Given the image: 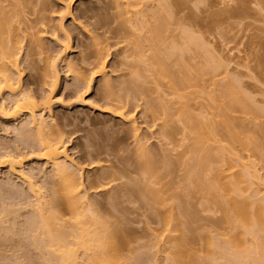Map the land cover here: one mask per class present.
I'll list each match as a JSON object with an SVG mask.
<instances>
[{
	"label": "bare ground",
	"instance_id": "bare-ground-1",
	"mask_svg": "<svg viewBox=\"0 0 264 264\" xmlns=\"http://www.w3.org/2000/svg\"><path fill=\"white\" fill-rule=\"evenodd\" d=\"M64 1L66 11L71 13L70 9L76 0ZM151 1L112 0L116 8L118 25L111 28V33L113 37L119 36L120 38L121 35V39L118 38L120 42L128 43L124 49V53H127L124 54V58L130 62L129 81L136 84L135 87L131 82V88L135 87L133 94L121 99L117 93L114 94L115 88L112 84L114 82H111L106 72V56L102 46L94 37V49L91 53L82 56L80 63L69 60L71 37L63 25L65 17L63 14L60 16V31L64 36L62 48L55 55H46L43 58L42 54L45 50L40 34L44 30L48 31V17L45 10L48 9L49 1L37 0L35 5L38 6V15L34 19H29L24 6H28L31 1L11 0L6 3L7 0H0V94L8 93L7 98L2 96L0 113L4 118L21 122L22 128L21 130L15 129L17 131L15 134L20 136L23 134V139L17 135L20 141L23 140V147L17 146L15 150L0 151V166L9 167V173L16 174L27 185L29 200L22 204L29 206L28 208L31 207L32 210L30 211L32 220L29 221L32 226L28 223V227H32H30L32 233L30 234L29 231L28 237L33 239L34 247L36 246V249L43 253V258H41L46 264H135L132 257L141 259L143 254H137L135 251L142 252L144 247L142 250H136L134 245L135 251L132 247L130 249L132 242L124 230V225L128 222L125 213L121 211L122 213L118 216L112 213L108 217L104 212L102 215V210H98L99 200L93 199L89 191L93 188L97 189L96 193L100 191L111 193L114 188L113 182L119 175L117 174L118 169H106L108 171H105L106 166L98 161L95 166L97 169H102L103 173L96 174L93 180L87 178L86 185L87 179H85L83 167L69 155L65 140L54 137V134L56 136L58 132L55 130L56 133H53L51 130L52 127L57 129L58 126L52 114V92L58 83V68L61 62L67 68V72L73 73L76 90L81 100H84L82 96L90 89L92 81L102 75L103 90L108 102L103 106V110L130 124L135 144L134 155L137 166L135 170L138 174L140 173V178L128 179L132 180L135 185L131 187V183L129 186L125 183L126 189L118 191L120 193L117 192L115 195H112L114 194L112 192L107 198L109 201L114 198L116 200L120 195L126 196V199L121 201L122 203L126 200L128 202L135 200L150 211V215L160 226L159 230H155L158 231L157 233L154 231L155 244H152L156 246L157 253L163 249L170 264H264V175L259 172L260 167L258 166L259 160L264 161V145L254 134L245 131L236 116V112L239 111L245 114L255 109V111L260 109L262 114L264 111L262 112L260 107L257 109L256 103L253 102L257 106L252 105V97L248 99V93L247 96L244 95V88L237 87L239 84L236 86V83L231 87L228 83L223 84L221 91L210 89L205 92L204 75H214L217 68L223 65L220 58L218 61L215 55L216 66L205 65L198 68L183 59V53H181L183 50L180 51L179 47L177 49L168 46L165 53L157 50L155 46L163 38L158 29H153L150 43L147 41L152 51L145 54L143 50L145 45L140 42V37L136 38L135 33L126 29L124 25L132 22L133 26L141 31L147 25V10L144 9V5ZM60 2L63 1L60 0ZM153 6L152 11L158 13V9L154 11L155 6ZM148 8L151 9V7ZM25 38H27L26 56L31 61L30 65L36 68L39 60L44 61L42 67H37V71H40L50 88L48 93L42 94L39 98L22 83L23 71L19 60ZM189 39H191L190 35ZM198 39L192 38L193 41H190L194 42V45L196 43L198 47L201 46L200 48L206 46L208 49L202 48V50H207V52L211 50L207 47L205 40ZM165 55L169 57L176 55V70H173L170 63L166 61ZM35 56L38 57L35 58ZM139 77L142 83L138 80ZM163 79L168 80L169 87L176 95L175 102L167 99L165 94L159 93ZM150 80L156 81L153 86L149 85V88L147 83ZM143 82L150 94L152 91L157 95L151 96L147 89L144 90ZM128 93H131L130 90ZM201 93H205L208 111L207 113L205 111L194 113L189 100L193 94L197 97ZM140 95L146 98V104H144L147 109L145 110L152 116L154 124L161 126L162 134L172 139L175 131L181 133L182 138L178 146L184 145L185 149L181 153L179 151L176 157L165 152L157 160L152 153L154 151H151L148 139L142 133V127L138 125L125 104L129 96L136 99ZM47 114L50 115V119L46 116ZM262 126L263 124L260 125L261 128ZM174 139L176 140L173 137L172 143ZM172 147L176 149L175 144ZM172 149H166V151ZM243 151H247V154L244 155ZM26 156L43 159L51 164V172L46 173L49 179V189L45 187L46 185L38 184L34 175L25 170L24 157ZM177 172L182 173L178 176H181V183L184 181L183 186L177 181L175 184L173 178L177 177L175 176ZM97 182H100L99 185ZM195 192L203 194V199L207 203L204 209L207 212H211L212 215L219 213L217 218L209 216V218L212 217L211 227L207 226L202 230L198 228L199 231L195 224L196 222L198 224L197 220L200 215L198 214L197 218L195 212H189L190 209L186 211L184 208V205L192 207L191 198L181 199L183 193L185 196H190ZM112 207L116 208V206ZM6 209L8 208H3V210ZM7 211L9 210L4 212ZM12 224L15 225V223ZM6 228L10 229V227ZM30 228L26 229L27 232ZM204 229H207L206 236L202 235L205 238L200 235L202 234L200 231ZM196 231L203 238L200 237V241L205 239V250H200L204 252L203 254L193 246L195 240L193 242L192 239ZM10 232L11 229L8 234ZM143 245H140V248ZM130 250L137 255H132ZM144 250L143 252L147 251L145 252L147 255L151 251ZM145 253L143 256L146 257ZM152 257L153 260L146 258L148 260L146 261L143 258V261L147 264H158V260ZM137 261L140 262V260Z\"/></svg>",
	"mask_w": 264,
	"mask_h": 264
},
{
	"label": "rangeland",
	"instance_id": "rangeland-1",
	"mask_svg": "<svg viewBox=\"0 0 264 264\" xmlns=\"http://www.w3.org/2000/svg\"><path fill=\"white\" fill-rule=\"evenodd\" d=\"M9 1L11 0H7L6 3H9ZM26 1H31L29 4L26 3L28 6H24L26 16L29 19H34L38 15V6L35 5L37 0ZM48 1V9L45 10L48 17V31L44 30V32L40 34L42 36V42L44 43L45 50L42 57L44 58L46 55H55L56 52L62 48L64 36L60 31V16L65 14L63 25L71 37V49L68 53V59L74 63H80L81 57L91 53L94 49V37L95 40L99 42V45L102 46L103 53L106 56V72L108 73V77L111 82L113 81L115 83H112L115 88L114 94L116 95L117 93L121 99L127 95H132L136 84L131 81L133 86H135L134 88H131L132 83L129 81L131 76L129 75L130 73H128L130 71V62H127L128 59L126 60L124 58L127 54L124 53V49L128 46V43L120 42L119 39H121V35L120 38L119 36L113 37V34L111 33V28L118 25L116 20V8L115 5H113L112 0H76L70 9L71 13L66 11L64 0H62L63 2H60V0ZM261 2L262 0H152L148 4L144 5V9L147 10V25L141 31L135 28L132 22H127L124 27L135 33L136 38H138V36L140 37V42L145 45L143 49L145 54H149L150 50L152 51V49L148 46V42L151 39L150 37L153 29H158L159 32L162 33L163 38L157 42V46H155L157 50H162L165 53L168 46H173L177 49L179 47L180 51L183 50L181 52L183 53V59L198 68L205 65L208 67L210 65L216 66L215 63L217 64V61L215 56L217 57V60L220 58L223 65H220L221 67H218L219 69L217 68L215 74L204 75L205 92L210 89L221 91L220 89H223L222 85H226L227 83L230 87L235 83L236 86L239 84L237 87L240 86V88H244L243 94L246 95L248 93V99H251L252 97V105L256 103L258 106L256 104L254 105L257 106V109L260 107L263 112L264 2H262L263 4ZM156 4L162 9L160 8V10L159 6ZM153 5L155 6L153 10L156 11L158 9V13L152 11ZM145 6L151 7V9L148 8V10ZM159 13L162 14V16ZM156 14L159 15L157 16ZM158 17L160 19H158ZM187 34L191 36V39L199 38L198 40H205V43L208 44L205 45L211 49L209 50L211 52H207L208 49L206 46L205 48L207 50L205 51L202 50L204 47L200 48L201 46L198 47L196 43L195 45L193 44L194 42L191 43L193 40L189 39V35ZM202 41L199 42L202 44ZM23 45L24 48L19 60L20 68L23 71L22 83L24 86L26 85L28 87L29 91L34 93L37 98H39L42 94L48 93L50 88L47 81H45L40 74V71H37V67H42L44 61L39 60L36 68H33L30 65L31 61L26 56L27 38L24 39ZM37 57L38 56H35V58ZM165 58L172 66V69L176 70V55L170 57L165 55ZM58 70V83L55 90L52 92V114L58 123L57 129L56 127H52L51 129L53 133H56V131L58 132L56 136L54 134V137L65 140L67 152L78 163V165L83 167L85 179H92L97 176L96 174H99V172L103 173L102 169H97L95 166L98 161L102 162V164L107 167H105V171H108L106 169H118L117 174L120 176L118 175L119 177L117 176L116 180H114V188L111 190V193L110 191L108 194L106 191L96 193L97 189L93 188L89 191L93 195V199L99 200L98 210H102V215H104V212L108 215V217H110V214L112 213L117 216L122 213L121 211L125 213L127 218L126 221L128 222H126V226L124 225V230H126L125 232L129 236H127L128 239H131L130 241L133 243L130 244V249H132L135 245L134 248H136V250H142L143 247V250L149 249L148 252L151 250L147 255L145 253L147 251L144 250L145 252H143L142 250V252H139L135 251L133 248L137 254H146V257L142 254L141 259H135L134 256H131L133 262L136 264L139 262L137 260H140V264H142V262L147 264L143 261V258L145 257L144 259L149 258L150 260H153L151 259L153 256L152 258L158 260V264H170L165 257L166 253L164 250L161 249L163 253L161 251H159L160 253H157L156 246L152 245L155 244L154 231L157 229L159 230L160 226H158L159 224L156 222V219L150 215V211L135 200V202H128L126 200L122 203L121 201L126 199V196L122 195L119 196L120 198L117 197L116 200L114 198L115 201L112 199L114 203L112 200L108 201L107 197L108 195H111L112 192H114L112 195H115L118 191L126 189L130 183L132 184L130 185L131 187L134 186L135 183H132V180L136 179L135 177L140 178V173L138 174V171H136L137 166L135 165L134 155L135 144L130 130V124L122 120L120 117H116L103 110V106L108 104V102L105 97V91L103 90L104 85L102 75L96 77V79L92 81L90 89L82 96L84 100H81L79 99V95L76 90V80L73 73L67 72V68L61 62H59ZM140 79L141 77H139L138 80ZM155 81L150 80V82L147 83V86H153ZM140 83H142V81ZM144 86V90L147 89L148 91L146 84ZM129 90L131 93L127 94ZM150 90H152V88ZM150 92L151 94L148 91L151 96L157 95L155 92ZM159 93L165 94L167 99H171L174 102L176 101V95H174L172 89L169 87L167 79L161 80ZM2 96L7 98L8 93L5 92L3 95L0 94V104L2 102ZM118 96L115 97L118 98ZM145 99L146 98L143 95H140V97H137L136 99L129 96L128 101L124 102L126 104V108L133 114L138 125L142 127V133L146 135L145 137L148 139V145L150 149H152L151 151H154L152 153L157 160H159L165 152H169L172 157H176L175 155H177L179 151L181 153L185 149L184 145L178 146V143L181 142L182 138L181 133L179 131H175L173 137L176 138V140L174 139V143H172L173 137L170 139L169 136L162 134L161 126L158 123V125H155L152 120V116L147 110H145L147 109ZM207 102L208 101L205 99V93H201L197 97L196 94H193L189 100V104H191V108L194 113H199L201 111H205V113H207ZM176 105L178 104L176 103ZM255 110H250V113L248 114L247 112L245 114L239 111L236 112V116L245 131L247 133L254 134L261 142H263L264 145V112L262 114L259 111L260 109L257 111ZM46 116L50 119L49 114ZM260 123L263 124V129L260 127V125H262ZM17 128H22L21 122L4 118L0 113L1 152L15 150V147L17 146L23 147V140L20 141L23 139V134L21 136L19 134H15L17 132ZM17 135L20 136L21 139ZM174 144L176 145V149H172V145ZM170 148L172 150L166 151V149ZM242 153L246 155L247 151H243ZM24 161L25 170L34 175L38 184H42L44 186L46 185L45 187L49 189V179L47 175L49 174V171L51 172L52 170L51 164L46 163L43 159L32 158L29 156L24 157ZM258 162V166L260 167L259 172L264 175V161L259 160ZM181 174L178 172L177 174L175 173V176L177 175V177L173 179L175 182L177 181L182 185L184 181L181 183V176H178ZM123 175L124 177H122ZM130 178L132 180H128ZM177 182L175 184H177ZM87 183L88 179L86 185ZM99 183L97 182L98 185ZM26 186L27 185L23 183L19 176L12 174L11 172L9 173V167L0 166V218L3 219L4 217V220L1 219L2 222L0 221V264H46V262L42 259L43 253L39 252V250L36 249V246L34 247L35 244L33 243V239H31L30 236L28 237L29 231L30 234L32 233V225L30 224L31 222H29L32 220L30 212L32 210L30 209L31 207L28 208L29 206H23L25 204H22L24 201L26 202L29 200L30 196ZM48 189L46 191H48ZM183 192L185 191L183 190ZM197 193L195 192L196 195L192 193L190 196L186 195L187 197L183 193V198L181 199L187 200L188 197L191 198V200L190 198L189 200L192 207L184 205V208L186 211L190 209L189 212H195L196 217L200 215L197 220L200 225L196 222L195 226L197 227V230L198 228L199 230H202L204 227H211L212 217L214 216L217 218L216 216H219V213L212 215L211 212V214L207 212L204 209V205H207V203L203 199V194H199V192ZM182 201L184 204V200ZM109 204H111V206H109ZM112 206H116V208ZM186 206L188 207L186 208ZM3 208H8L6 210L9 211L5 213L4 211L6 210H3ZM114 208L115 211H113ZM104 209L106 210L104 211ZM2 210L6 216H3L5 214ZM107 210H109V212L112 210V212L109 213ZM211 215L212 217L209 218ZM5 220L6 222H4ZM9 220L10 222L15 223L16 226L10 223ZM8 223L9 225H7ZM28 223L31 225H29L31 228L28 227ZM6 227H10L12 233L10 232L8 234L10 229H7ZM5 228L6 231H8L7 234H5ZM28 228L31 230L29 229L27 232L26 229ZM204 230L200 231L202 234L196 231L194 235L195 237L192 236L193 242L195 240V244H193V242L192 244L201 254H203V251L205 250V239L202 241L205 237L202 235L206 236L207 229L205 231ZM155 232L157 233L158 231ZM200 237L202 238L201 241L204 243L200 241ZM139 244L145 245L140 248ZM147 244L151 245L148 246ZM146 246H151V248ZM202 249L203 251H200ZM131 251L132 250H130V252ZM135 252H131L132 255H135ZM147 259L146 261L149 260Z\"/></svg>",
	"mask_w": 264,
	"mask_h": 264
}]
</instances>
